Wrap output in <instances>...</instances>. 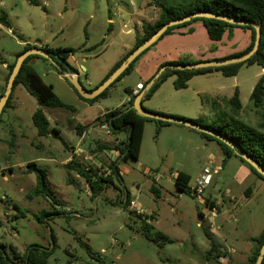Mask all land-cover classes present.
I'll return each mask as SVG.
<instances>
[{"label":"rangeland","instance_id":"1","mask_svg":"<svg viewBox=\"0 0 264 264\" xmlns=\"http://www.w3.org/2000/svg\"><path fill=\"white\" fill-rule=\"evenodd\" d=\"M39 1L34 5L28 0H0V14L6 11L11 25H0V94L6 89L7 78L1 61H14L15 53L27 43L38 47H83L70 56L62 69L42 56L29 60L43 80L52 84L56 94L75 110L40 106L22 84L15 87L10 106L0 116V242L12 244L20 254L32 244L45 248L55 245L47 264L248 262L255 239L264 228V179L237 155L224 162L217 141L200 131L146 120L139 158L122 161V179L114 176V183L98 193H93L84 176L66 166L73 158L87 168L99 167V173L109 170L118 151L98 149L99 143L113 146L126 134L111 132L101 119L109 110L130 106L131 96L126 89L148 82L156 73H151L156 47L143 53L132 71L93 104L77 95L67 73L77 71L86 89L99 85L112 65L134 46L137 36L143 34V24L159 17L158 0ZM110 21L113 30L107 33ZM192 25L195 31L178 37L170 47L198 46L204 51L200 57L210 60L215 52L231 49L233 33L215 41L208 37L201 21ZM180 59L197 61L188 53ZM261 69L258 63H244L233 76L219 70L197 74L183 89L175 88L177 76L172 74L151 97L143 99L142 105L152 112L200 119L206 127H216V119L226 115L264 131V110L251 99L263 73ZM236 87L242 104L240 112L230 103ZM38 107L50 120L49 135H39L33 123L32 115ZM78 124L84 128L82 134ZM31 161L46 169L48 189L44 196L29 195L37 184L36 173L27 171ZM208 164L213 178L203 197L209 198L213 207L191 193ZM179 171L191 176L190 192L177 188ZM127 192L131 199L127 208L114 203L124 200ZM132 200L146 211L152 230L164 232L171 242L161 245L145 236L143 218ZM201 211L204 220L199 216ZM151 214L154 219L149 217ZM206 228L212 232L220 252L215 251L210 258L206 256L210 248ZM18 262L24 264L22 259Z\"/></svg>","mask_w":264,"mask_h":264},{"label":"trees","instance_id":"2","mask_svg":"<svg viewBox=\"0 0 264 264\" xmlns=\"http://www.w3.org/2000/svg\"><path fill=\"white\" fill-rule=\"evenodd\" d=\"M28 1L34 5L40 4L39 0H28ZM157 4L161 8L159 17L154 22H146L143 24V29H144L143 34L137 36L134 46L112 66V68L109 70V72L104 77V79H102L101 82H103L105 78H107L134 49H136L139 45H141L144 41H146L149 37H151L157 30H159L163 24H165L166 22L172 19L179 18L196 11H206V12L221 14L234 19L248 20L260 24L262 29V37H261V43L259 49L249 59L239 63H232V64L215 66V67L185 69V70L166 68L161 73L159 78L156 79V81L151 86V88L145 93L144 97L142 98V101L144 98L151 97L159 88V86L172 74H175L177 76L174 82L175 88L183 89L188 86L189 80L194 75L197 74L219 70L224 75L233 76L238 73L240 66L244 63H248V64L258 63L264 69V0H171L168 3H164L158 0ZM110 19H112L111 14H110ZM197 21H201L203 23L208 37L211 40H215V41L222 40L227 30H230V34H231V31L236 27L243 29H250L252 31V42L245 50L222 58H214L212 60H224L232 57L241 56L247 53L249 50H251L254 46L256 31L250 25L232 24L225 20H220L216 18H206V17L192 18L190 21H186L184 23L169 27L164 32V34L158 39V41L155 42L153 45H151L149 48H147L144 52H142L111 85H113L115 82L120 80L125 74L130 73L134 68V64L139 59V57L143 53L151 49V47H154L166 35L172 34L175 29H180V28H188L187 30L188 33H192L195 31V28L191 25ZM0 23L7 27L11 26L6 11H1ZM112 30H113V22L110 21L107 28V33H110ZM85 34L86 37H88L86 28H85ZM34 46L36 45L27 43L24 46V49L16 55L15 60L12 63L8 64L6 86L9 76L13 70V67L15 66L17 57L22 52ZM43 47L52 54V58L55 61L54 64L59 69H62L64 67V64L69 63L68 60L71 55H74L83 49V47H72V46L49 47L45 45ZM33 56H39V55H30L25 59L14 81L12 92L8 98V101L4 109L7 106H10L11 97L13 95L15 87L19 84H22L26 88V90L36 98L40 106L61 107L70 110H75V107L73 105L65 103L56 94L53 85L46 83L43 80V78L40 76V74L34 69V67L31 64H29V60ZM197 61H206V60H197ZM197 61L184 62L179 60V61L164 62L158 67L157 71L160 69L162 65L167 63L187 64ZM148 82H145L143 84V87L139 90V92L147 85ZM70 86L74 89V91L81 99L91 104L95 103L100 97L106 96L108 93V89L110 87L109 86L106 90H104L99 96L92 99H87L81 96L71 84ZM97 86H95L94 88H96ZM94 88L88 90H93ZM126 91L131 96L130 98L131 105L124 109L109 110L104 113V118L101 119V123L103 125H106L111 132L115 134L126 132V138L118 141L113 146L104 143L103 144L99 143L98 149H115L116 151H118V158L112 161L108 165L109 170L103 173H99L100 171L99 167L89 166L87 168L83 163L76 161L73 158L66 164V166L70 170L77 171L79 175H82L87 179L93 193H98L108 188L110 184L114 183L113 180L114 176L118 177L119 179H122V173L120 169V164L122 163V161H126L130 157H133L135 159L139 158L143 135H144L145 122L148 119H152L139 114L134 108L133 102L139 92L134 94L132 88H127ZM4 93L5 91L0 94V98L4 95ZM251 99L253 100L255 106L262 107L264 110V71L260 75L257 83L255 84L252 90ZM230 103L237 110V112H240V110L242 109V104L239 99L238 87H236L233 96L230 98ZM4 109L2 112H4ZM32 118H33V123L37 128V132L39 135L46 136L50 134L51 123L47 114L43 111L41 107H38L34 111ZM191 120L206 126L204 123H202L200 119H191ZM159 121L162 126L170 124L169 122H165L161 120ZM216 122H217L216 127H211V126L209 127L218 133L226 135L236 145V148H232L231 146H229L228 144L224 143L223 141L219 140L214 136H211L204 132L201 133L204 136H207L217 141V143L220 145L222 153L225 156L224 162L225 160H227V158H230L232 155H237L240 157L242 161L246 162L251 167L254 173H256L259 177L264 179V176L258 173L257 170L250 163L244 160L242 156L238 153V151L247 153L254 161H256L264 169V131L261 130L260 127L249 124L246 121L242 120L241 118L228 117L226 115L218 117L216 119ZM77 128L79 133L82 134V131L84 129L83 126L78 124ZM54 131H55V135L57 137H60L59 130L54 128ZM27 171L35 172L37 177L36 187L33 190V192L29 194L30 197L44 196L48 189V178H47L46 169L39 167L36 162L31 161L27 164ZM190 179L191 176L188 173L184 171H179L175 178L177 188L181 191H188L189 189L190 192V188H189ZM153 189L157 190L155 187H153ZM249 192H251V188H249ZM130 200H131L130 192H127L126 198L124 200L119 199L114 203L115 204L121 203L123 207L127 208L128 205L130 204ZM209 203L211 207H213L214 203L212 201L210 202L209 198H206V204L208 205ZM138 215H140L143 218V233L148 239L152 241H156L161 245H164L172 241L170 237L166 235L164 232L160 230L153 231L151 222L146 217H143L141 214ZM199 216L202 220H204V213L199 212ZM149 217L154 219V214H151ZM0 224H2L1 220H0ZM205 232L210 239V248L208 249L206 255L208 258H210L212 255H214L215 251L219 252V245L213 239L212 232L210 230L206 228ZM255 241H256V245L255 248L252 249L248 262L240 263V264H255L260 249L262 247V244L264 242V228L261 234L259 235V237L255 239ZM54 247L55 245H53L52 248H45L39 244H32L24 254H20L18 249L12 244L0 242V264H20L18 262V259H22L24 264H47L54 250ZM220 256L221 255L218 254L217 257ZM262 264H264V260Z\"/></svg>","mask_w":264,"mask_h":264},{"label":"water","instance_id":"3","mask_svg":"<svg viewBox=\"0 0 264 264\" xmlns=\"http://www.w3.org/2000/svg\"><path fill=\"white\" fill-rule=\"evenodd\" d=\"M196 17H206V18H216L220 20H225L229 23L232 24H237V25H250L252 26L255 31H256V36H255V42L254 46L251 50H249L247 53L237 56V57H232L224 60H206V61H197L193 63H167L164 64L160 67V69L154 74V76L149 80L147 85L138 93L136 96L133 105L136 111L145 116L149 117L152 119L156 120H161L169 123H176V124H181L185 125L191 128H194L200 132H204L206 134H209L211 136H214L218 138L219 140L223 141L224 143L228 144L232 148H236V145L224 134L218 133L215 130L206 127L204 125H201L191 119L183 118V117H178L174 115H167L163 113H157V112H152L147 109H145L142 105V98L144 97L145 93L151 88V86L154 84L156 79L159 78L161 73L166 69V68H173V69H180V70H185V69H194V68H204V67H215V66H223L227 64H232V63H239L246 61L249 59L253 54L257 52V50L260 47L261 43V37H262V29L260 24L248 21V20H238L234 19L228 16H224L221 14H216V13H211V12H206V11H196L191 14L172 19L165 24L162 25V27L157 30L151 37H149L146 41H144L141 45H139L136 49H134L123 61L122 63L107 77L103 82H101L96 88L93 90H88L86 89L83 84L79 80V73L77 71H73L72 74L67 73V80L68 82L77 90V92L83 96L84 98L87 99H92L97 96H99L104 90H106L128 67L129 65L142 53L144 52L147 48H149L151 45H153L155 42L158 41V39L164 34V32L171 26L178 25L181 23H184L186 21H190L192 18ZM30 55H39L45 58H49L52 62L55 63L54 59L52 58V54L47 51L44 47H38L34 46L26 51L22 52L16 60L15 66L13 67V70L9 76L7 86L5 89L4 95L0 98V115L8 101V98L12 92L13 89V84L14 81L22 67V64L24 63L25 59L30 56ZM62 62V61H61ZM238 153L242 156L244 160H246L248 163H250L258 173L262 174L264 176V169L256 162L254 161L247 153L244 152H239ZM264 260V242L262 244V247L260 249L259 255L257 257V260L255 264H262Z\"/></svg>","mask_w":264,"mask_h":264},{"label":"crops","instance_id":"4","mask_svg":"<svg viewBox=\"0 0 264 264\" xmlns=\"http://www.w3.org/2000/svg\"><path fill=\"white\" fill-rule=\"evenodd\" d=\"M0 25H3V24L0 23ZM191 26H194V25H191ZM237 29H241V30H237ZM187 30H188V28H186L184 30L175 29L172 34L166 35L162 40H160L154 46V47H156V50H155V59H154V62H153V65H152V69H151V73L152 74L154 72H156L157 69H158V67L162 63H164V62H171V61H179V60H181L180 58H181V55L182 54H186V53H188L190 55L193 54L194 56H196V60H207V59H202L200 57L199 54H203L204 51H202L198 46H194V47H190V48H188V47H182V48L181 47H179V48H172V47H170L171 46V42L174 41V40H176L178 37L183 36L184 34H186V32H188ZM127 31L128 32H131V29H129ZM226 33H230V30H227ZM232 33H233L232 39L229 40V42L231 44V49H224V50L215 52L214 53L215 54V57L214 58H222V57H225V56H229L231 54H234V53L241 52V51L245 50L251 44V42H252V31L250 29H243V28L236 27V28H234L231 31V34ZM41 46L43 47L45 45H41ZM22 50L17 51L15 53V58H16V55L19 52H21ZM218 55H219V57H217ZM12 62L13 61H6V60L1 61L3 67L7 69V72L4 73L5 74L4 75L5 76L4 78H6V76L8 74V67L7 66H8V64H10ZM262 71H264L263 68L261 69L260 72H262ZM140 84H142V83L139 82V84L136 87L132 88L134 94H136L137 92H139V85ZM122 133H125L126 134V132H122ZM122 133H119L118 135H121ZM220 160H222V158H220ZM204 218H205V214H204Z\"/></svg>","mask_w":264,"mask_h":264},{"label":"built area","instance_id":"5","mask_svg":"<svg viewBox=\"0 0 264 264\" xmlns=\"http://www.w3.org/2000/svg\"><path fill=\"white\" fill-rule=\"evenodd\" d=\"M143 87L142 84L139 85V90ZM213 178V169L210 164L205 167L203 174L196 180L195 185L191 189V193L202 200L206 204V198L203 197V193L211 184ZM133 206L136 207L137 211L146 217V211L143 208H139L134 200H132ZM207 205V204H206Z\"/></svg>","mask_w":264,"mask_h":264}]
</instances>
